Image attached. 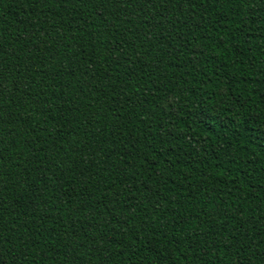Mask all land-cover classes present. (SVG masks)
<instances>
[{"label":"trees","instance_id":"1","mask_svg":"<svg viewBox=\"0 0 264 264\" xmlns=\"http://www.w3.org/2000/svg\"><path fill=\"white\" fill-rule=\"evenodd\" d=\"M0 264H264V0H0Z\"/></svg>","mask_w":264,"mask_h":264}]
</instances>
